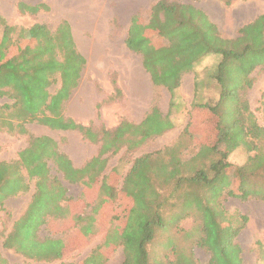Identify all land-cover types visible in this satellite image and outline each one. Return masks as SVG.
<instances>
[{
  "label": "trees",
  "instance_id": "1",
  "mask_svg": "<svg viewBox=\"0 0 264 264\" xmlns=\"http://www.w3.org/2000/svg\"><path fill=\"white\" fill-rule=\"evenodd\" d=\"M221 1L230 6L235 0ZM18 8L34 14L48 6L22 1ZM132 22L128 47L142 56L153 84L165 87L172 97L185 73L195 70L208 56L218 54L221 59L213 74L218 100L194 103L210 113L209 119H215L212 142L201 143L189 160L182 158L177 145L144 153L134 159L124 177L122 193L130 198L131 205L121 218L124 225L116 237L123 248L122 264H150L148 245L157 231L166 227L168 205L178 208L172 214L174 220L189 215L199 220L201 233L196 244L209 254L206 264H245L239 236L248 218L241 213L230 214L223 197L264 201V126L247 97L254 84L253 72L264 71V13L243 25L233 38L222 36L204 10L177 1L158 0L152 6L148 25L139 23L137 17ZM85 64L67 20L54 31L45 24L25 29L9 25L0 14V96L13 101L0 106V131L17 129L26 134L24 124L37 121L53 129L76 130L99 144V154L76 167L59 151L54 139L30 135L19 160L0 162V209L7 198L28 189L22 168L35 180L36 190L26 211L3 241L5 248L35 261L61 259L69 246V239L43 238L38 233L48 219H59L70 208L64 204L71 200L68 191L58 178L51 177L48 159L57 164L67 180L85 184L105 171L106 154H116L123 148L137 150L174 128L170 114H164L156 104L140 123L122 121L112 130H94L65 116V102L78 86ZM59 81L60 87L52 93L51 86ZM184 133L193 138L190 124ZM240 147L253 154L239 165L229 156ZM116 191L106 180L102 192L115 199ZM108 240L101 252H95L86 262L94 264L103 256ZM0 260L8 264L1 256ZM167 264L199 263L192 254L175 252V258Z\"/></svg>",
  "mask_w": 264,
  "mask_h": 264
},
{
  "label": "rangeland",
  "instance_id": "2",
  "mask_svg": "<svg viewBox=\"0 0 264 264\" xmlns=\"http://www.w3.org/2000/svg\"><path fill=\"white\" fill-rule=\"evenodd\" d=\"M22 1L29 5L43 3L48 8L34 14L21 12L18 3ZM157 1L0 0V14L11 26L29 29L45 24L50 31H54L62 20L70 23L86 64L78 86L65 102V116L91 125L94 130H112L122 121L140 123L156 104L164 114H170L174 123L173 129L150 139L137 150L123 148L116 154H106L105 171L86 180L88 183L85 184L70 182L52 159L47 160L51 177L59 179L71 198L69 202H64L69 205V211L59 219H48L38 232L43 238L69 239L63 257L51 262L28 259L3 246L6 235L26 211L36 190L35 180L30 179L22 168L28 189L7 198L4 208L0 209V256L8 264H92L86 261L95 252H101L99 250L106 244L109 235H114V238L110 237L106 251L94 264H122L123 248L116 237L124 225L121 218H125L131 205L130 198L122 193V187L134 159L144 153L164 151L177 145L178 153L184 160H189L198 152L201 143L212 142L215 119H209L207 114L210 113L195 107L194 103H215L218 100L219 89L213 74L221 56L211 55L195 70L185 73L172 97L165 87L153 84L143 66L142 56L128 47L133 18L137 17L139 23L148 25L152 6ZM170 1L193 4L205 10L219 26L221 35L228 38L236 37L243 25L264 13V0H235L230 6L221 0ZM252 75L254 84L247 97L259 123L264 126V71L256 69ZM60 84V81L53 84L50 91L55 93ZM172 98L173 103L170 104ZM5 104L11 105L13 101L0 96V106ZM14 122L17 124L18 120L14 119ZM189 124L193 138L184 133ZM24 125L26 134L17 129L0 131V162L19 160V153L28 146L30 135L54 139L59 151L68 155L76 167L84 166L99 154V144L85 139L76 130L53 129L37 121ZM252 154L240 147L232 152L229 160L244 164ZM106 180L112 182L117 190L115 199H109L102 192ZM223 203L230 214L247 215V224L239 236L244 263L264 264V201L256 198L242 201L225 195ZM177 211V207L172 209L167 206V225L157 231L154 241L148 245L150 264H167L175 258V252L192 254L199 264H206L210 256L196 244L201 233L199 220L195 215L174 220L172 214ZM91 227L93 230L88 231ZM0 264H3L1 260Z\"/></svg>",
  "mask_w": 264,
  "mask_h": 264
},
{
  "label": "crops",
  "instance_id": "3",
  "mask_svg": "<svg viewBox=\"0 0 264 264\" xmlns=\"http://www.w3.org/2000/svg\"><path fill=\"white\" fill-rule=\"evenodd\" d=\"M197 7V6H196ZM199 8V7H198ZM203 10V9H202ZM205 11V10H204ZM206 12V11H205ZM207 13V12H206ZM212 20V19H211ZM213 21V20H212ZM217 24V23H216ZM219 27V26H218ZM209 57V56H208ZM208 57H206L205 59H208ZM183 78V77H182Z\"/></svg>",
  "mask_w": 264,
  "mask_h": 264
}]
</instances>
